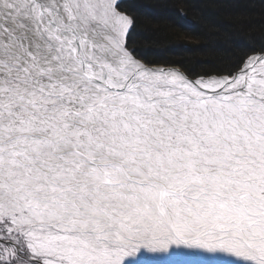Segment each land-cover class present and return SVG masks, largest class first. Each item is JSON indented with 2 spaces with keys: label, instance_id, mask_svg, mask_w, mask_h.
Instances as JSON below:
<instances>
[{
  "label": "snow or ice",
  "instance_id": "1",
  "mask_svg": "<svg viewBox=\"0 0 264 264\" xmlns=\"http://www.w3.org/2000/svg\"><path fill=\"white\" fill-rule=\"evenodd\" d=\"M215 2L199 71L128 0H0V264H264V0Z\"/></svg>",
  "mask_w": 264,
  "mask_h": 264
},
{
  "label": "trees",
  "instance_id": "2",
  "mask_svg": "<svg viewBox=\"0 0 264 264\" xmlns=\"http://www.w3.org/2000/svg\"><path fill=\"white\" fill-rule=\"evenodd\" d=\"M128 3L135 5V14L141 19L138 32L142 29L143 34L136 35L138 46L147 50V54L160 64L168 59L183 60L189 66L203 71L205 68L226 63L230 56L239 51L230 40L235 30L233 22L236 16L234 13L222 11L215 0H128ZM177 7L187 14L191 22L189 29L192 38L200 41L199 44L185 43L203 47L194 48L193 51L172 47L180 41L173 38L170 30L178 31L177 27L181 25L174 24L175 16L169 9ZM253 27L257 31L260 28L258 16Z\"/></svg>",
  "mask_w": 264,
  "mask_h": 264
},
{
  "label": "rangeland",
  "instance_id": "3",
  "mask_svg": "<svg viewBox=\"0 0 264 264\" xmlns=\"http://www.w3.org/2000/svg\"><path fill=\"white\" fill-rule=\"evenodd\" d=\"M174 24H176V23H174ZM177 30L178 31H175L173 29L170 30V33L172 34V36L175 40L179 39L180 42H184V43L186 42V43H190V44H199L200 43V41L198 39L192 38V35H191L192 33L188 27H183V26L177 27ZM193 50H194V48H191V51H193ZM218 50H220V49H218ZM187 53L189 55L188 50H187ZM160 65H163V64H160ZM170 66L180 67L177 65H170Z\"/></svg>",
  "mask_w": 264,
  "mask_h": 264
}]
</instances>
